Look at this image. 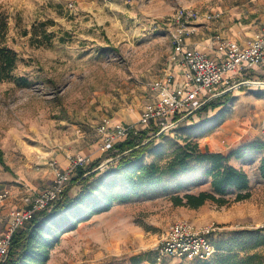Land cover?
Masks as SVG:
<instances>
[{
	"label": "rangeland",
	"instance_id": "obj_1",
	"mask_svg": "<svg viewBox=\"0 0 264 264\" xmlns=\"http://www.w3.org/2000/svg\"><path fill=\"white\" fill-rule=\"evenodd\" d=\"M182 9L195 17L179 20ZM220 11L234 20H264V0H0V15L7 17L2 43L17 55L15 78L0 81V185L9 187L10 199H32L70 157H85L83 170L96 161L95 169L103 170L118 159L116 149H102L99 126L138 124L155 99L153 81L173 73L171 33L186 23L194 29L187 37H202L218 18L205 15ZM233 91L204 104L216 108L202 105L173 127L152 125L135 135L145 130L142 142H154L146 163L164 165L185 139L201 153L228 157L247 175L246 199L234 201L236 190L229 189L224 205L174 206L172 195L211 189L208 163L191 160L179 175L162 177L64 233L45 264L188 263L156 259L163 235L178 220L196 228L214 223L213 244L237 231L264 238V93ZM70 188L71 195L79 190ZM257 250L264 255V239Z\"/></svg>",
	"mask_w": 264,
	"mask_h": 264
},
{
	"label": "trees",
	"instance_id": "obj_2",
	"mask_svg": "<svg viewBox=\"0 0 264 264\" xmlns=\"http://www.w3.org/2000/svg\"><path fill=\"white\" fill-rule=\"evenodd\" d=\"M6 28L7 17L0 15V81L15 78L13 70L17 61L16 53L2 43ZM21 80L25 82V79ZM218 105L206 104L202 108H216ZM140 134L141 138H138L129 133L124 140L113 145L112 148L121 155L107 168L95 169L98 161L92 163L89 169L83 170L79 166L76 177L63 190L60 200L51 210L37 213L13 235L3 264H45L49 251L64 233L75 230L92 216L108 211L114 203L130 200L162 177L179 175L187 169L191 160L208 163L205 174L211 178V189L197 194L172 195L174 206L196 209L207 201L224 205L228 202L225 195L229 189L236 190L234 201L249 196L247 175L228 164V157L220 153H201L195 142L185 139L164 165L154 161L146 163L144 154L155 149V145L153 140L142 142L145 130ZM260 169L264 173V163ZM74 184L79 186V190L71 195L70 186ZM263 239L256 232L237 231L228 239L214 243L216 253L209 259L179 264H264V255L257 250ZM218 250L220 252L217 253ZM133 260L134 263L142 261L140 257H133Z\"/></svg>",
	"mask_w": 264,
	"mask_h": 264
},
{
	"label": "built area",
	"instance_id": "obj_3",
	"mask_svg": "<svg viewBox=\"0 0 264 264\" xmlns=\"http://www.w3.org/2000/svg\"><path fill=\"white\" fill-rule=\"evenodd\" d=\"M217 16L218 14L205 15L208 19ZM191 17H195V14L184 9L177 13L179 20ZM193 30L191 26L182 23L171 33L172 60L181 67L180 78L176 80L170 73L153 81L150 89L155 99L145 104L138 124L100 125L98 132L104 135L103 150H110L116 142L125 139L129 133L136 134L140 128L153 125L164 130L173 127L182 117L192 115L202 105L228 91L242 87L264 89V80L261 79L232 81L233 73L245 72L254 65L264 67V25L254 32L251 42L247 45H240L232 39L216 35L213 39L215 57L186 45L187 35ZM85 163V157H70L67 166L56 172L49 186L38 192L27 206L9 211L8 219L0 230V264L7 259L13 235L37 213L50 211L60 200L72 174ZM10 194L8 187L0 188V203ZM217 230L218 227L214 223L196 228L189 221L178 220L172 223L163 235L156 248V259L160 261L163 255L180 261L209 259L216 251L212 236Z\"/></svg>",
	"mask_w": 264,
	"mask_h": 264
},
{
	"label": "crops",
	"instance_id": "obj_4",
	"mask_svg": "<svg viewBox=\"0 0 264 264\" xmlns=\"http://www.w3.org/2000/svg\"><path fill=\"white\" fill-rule=\"evenodd\" d=\"M211 13H215V12H211ZM217 14H218V18L211 22V27L206 26L207 33H203L202 37L189 36L186 38V45L189 48H195L201 50L202 52L207 53L212 57H215L216 53H214L213 50V39L216 35H219L222 38L232 39L240 45H247L251 42L254 32L264 25V20L262 19L259 20V17L256 15L254 16L252 15L249 18H245L243 20H234L230 16L220 15L221 11L218 12ZM172 74L175 76L176 80L180 78L181 67L178 66V64H175ZM241 79L264 80V67L254 65L252 68H250L245 72L232 74V81H238ZM243 91H250V93L252 94L255 93L257 94L260 92L264 93V89L258 87H242L239 90L233 91V93H242ZM229 92L230 91H228V93ZM130 125L132 124H128V126ZM50 183L51 182H49L45 187L49 186ZM2 187H8V186L0 185V188ZM45 187H43L42 189H44ZM42 189H40L39 192ZM13 194L15 193L13 192ZM32 199H28V201L24 200L23 202H20L13 198L10 199L9 197L3 203H0V230L3 229L4 224L8 219L7 217L9 211L15 208H22L27 206L32 201Z\"/></svg>",
	"mask_w": 264,
	"mask_h": 264
}]
</instances>
